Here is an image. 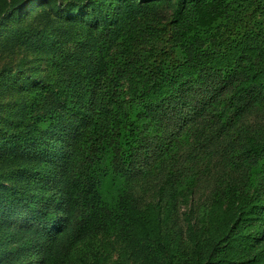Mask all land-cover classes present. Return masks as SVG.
<instances>
[{
	"label": "trees",
	"instance_id": "obj_1",
	"mask_svg": "<svg viewBox=\"0 0 264 264\" xmlns=\"http://www.w3.org/2000/svg\"><path fill=\"white\" fill-rule=\"evenodd\" d=\"M0 264H264V0H0Z\"/></svg>",
	"mask_w": 264,
	"mask_h": 264
}]
</instances>
